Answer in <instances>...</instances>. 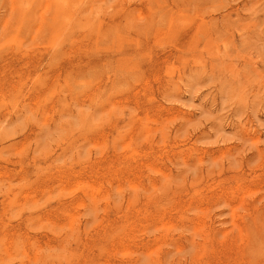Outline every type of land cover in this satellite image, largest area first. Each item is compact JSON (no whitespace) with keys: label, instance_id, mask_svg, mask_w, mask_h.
Instances as JSON below:
<instances>
[{"label":"rangeland","instance_id":"rangeland-1","mask_svg":"<svg viewBox=\"0 0 264 264\" xmlns=\"http://www.w3.org/2000/svg\"><path fill=\"white\" fill-rule=\"evenodd\" d=\"M0 264H264V0H0Z\"/></svg>","mask_w":264,"mask_h":264},{"label":"bare ground","instance_id":"bare-ground-1","mask_svg":"<svg viewBox=\"0 0 264 264\" xmlns=\"http://www.w3.org/2000/svg\"><path fill=\"white\" fill-rule=\"evenodd\" d=\"M80 182V181H79ZM169 224V223H168ZM252 235V234H251ZM250 244V243H249ZM263 247V246H262Z\"/></svg>","mask_w":264,"mask_h":264}]
</instances>
